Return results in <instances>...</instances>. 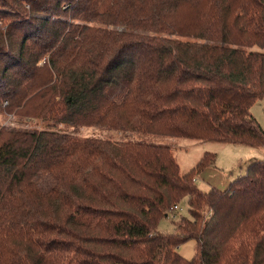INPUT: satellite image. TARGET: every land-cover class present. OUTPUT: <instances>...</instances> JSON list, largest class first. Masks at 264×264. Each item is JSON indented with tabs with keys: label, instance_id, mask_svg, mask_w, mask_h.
I'll return each mask as SVG.
<instances>
[{
	"label": "trees",
	"instance_id": "1",
	"mask_svg": "<svg viewBox=\"0 0 264 264\" xmlns=\"http://www.w3.org/2000/svg\"><path fill=\"white\" fill-rule=\"evenodd\" d=\"M262 99L264 0H0V114L41 126L0 124V264H264V160L202 192L214 153L58 129L264 148Z\"/></svg>",
	"mask_w": 264,
	"mask_h": 264
},
{
	"label": "rangeland",
	"instance_id": "2",
	"mask_svg": "<svg viewBox=\"0 0 264 264\" xmlns=\"http://www.w3.org/2000/svg\"><path fill=\"white\" fill-rule=\"evenodd\" d=\"M251 113L257 120L260 127L264 130V99L256 102L252 108ZM0 124L5 126H20L26 129L39 127L40 122L36 120H26L14 118L12 115L0 114ZM62 132H73L79 136L103 138L116 142L132 141L144 142L154 145L167 146L171 149L179 164L181 173L190 171L198 162L204 152H211L216 155L215 170L218 172L220 178L228 181L237 179L239 176L245 174V167L251 160H264V148H253L243 145H230L214 142H201L191 139H183L176 137H168L161 135L143 134V133H120L116 131L107 130L100 127H83L78 128L77 131L71 130L68 125H61L58 128ZM199 178V177H198ZM196 179L197 176L191 180ZM198 189L202 192L208 191V184L206 180H198ZM37 183L41 188L47 186V179L42 176L38 178ZM230 183V182H229ZM228 183V184H229ZM188 215V205L186 200H183L176 211L170 212L166 218L160 220L158 224V231L162 233H172L174 231V222L180 217ZM177 252L185 259H191L195 254L194 241H188L182 244ZM97 256L105 258L110 254L106 250L96 249L94 252ZM127 264L117 260H109L110 264Z\"/></svg>",
	"mask_w": 264,
	"mask_h": 264
},
{
	"label": "crops",
	"instance_id": "3",
	"mask_svg": "<svg viewBox=\"0 0 264 264\" xmlns=\"http://www.w3.org/2000/svg\"><path fill=\"white\" fill-rule=\"evenodd\" d=\"M253 115V114H252ZM254 117V116H253ZM255 118V117H254ZM257 121V120H256ZM261 126V125H260ZM216 168H206L199 175H197V182L194 183L198 188V180H206L208 184V190L213 188L219 191H224L228 187L230 181L220 178ZM199 177V178H198Z\"/></svg>",
	"mask_w": 264,
	"mask_h": 264
},
{
	"label": "built area",
	"instance_id": "4",
	"mask_svg": "<svg viewBox=\"0 0 264 264\" xmlns=\"http://www.w3.org/2000/svg\"><path fill=\"white\" fill-rule=\"evenodd\" d=\"M192 182H193V183H196L197 180H196V179H193ZM177 209H178V205H174V206H172V208H171V212L176 211Z\"/></svg>",
	"mask_w": 264,
	"mask_h": 264
}]
</instances>
